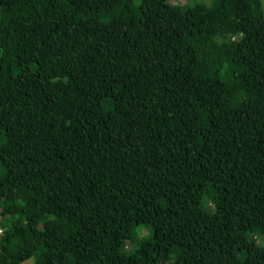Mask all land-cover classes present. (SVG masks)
<instances>
[{
    "label": "trees",
    "instance_id": "trees-1",
    "mask_svg": "<svg viewBox=\"0 0 264 264\" xmlns=\"http://www.w3.org/2000/svg\"><path fill=\"white\" fill-rule=\"evenodd\" d=\"M260 17L0 0V264H264Z\"/></svg>",
    "mask_w": 264,
    "mask_h": 264
},
{
    "label": "rangeland",
    "instance_id": "rangeland-1",
    "mask_svg": "<svg viewBox=\"0 0 264 264\" xmlns=\"http://www.w3.org/2000/svg\"><path fill=\"white\" fill-rule=\"evenodd\" d=\"M171 1H177V3L185 5V6H192L195 4L210 6L214 0H169V2H171ZM261 5H262V17L254 19L252 21L251 27L253 30L258 29V28L262 27V25H263L262 18L264 19V0H261ZM228 74H229L228 70L224 69L221 72L220 78L224 79L228 76ZM213 200H214V196H213L212 192L209 191L206 195L205 200H204V205H207V206L212 205ZM252 234H253L254 238L256 237L257 240H259V239L261 240V244H264L263 236H260L257 231L253 230Z\"/></svg>",
    "mask_w": 264,
    "mask_h": 264
},
{
    "label": "built area",
    "instance_id": "built-area-1",
    "mask_svg": "<svg viewBox=\"0 0 264 264\" xmlns=\"http://www.w3.org/2000/svg\"><path fill=\"white\" fill-rule=\"evenodd\" d=\"M2 232H3V229H2V228H0V235L2 234Z\"/></svg>",
    "mask_w": 264,
    "mask_h": 264
}]
</instances>
